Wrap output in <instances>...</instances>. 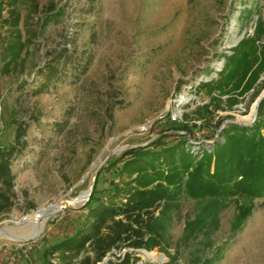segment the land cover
I'll use <instances>...</instances> for the list:
<instances>
[{
	"label": "rangeland",
	"instance_id": "374dc122",
	"mask_svg": "<svg viewBox=\"0 0 264 264\" xmlns=\"http://www.w3.org/2000/svg\"><path fill=\"white\" fill-rule=\"evenodd\" d=\"M49 1H18L24 38L39 28ZM53 1L63 8L62 16L33 38L23 51L24 63L4 73L2 51L10 29L1 20L9 17V0H0V145L13 141L16 122L26 127L25 148L12 162L13 206L0 216V227L19 236L28 234L44 209L86 190L96 163H102L97 187L104 199L121 179L118 167H106L111 158L163 133L172 134L168 139L184 133L196 153L220 138L225 125L250 120L264 90V70L231 107L227 95L213 103L201 88L219 77L225 55L253 34L258 18L264 21V0ZM260 42L264 50V36ZM65 47L68 53L60 55ZM51 67L56 73L46 83ZM168 114L193 134L167 128L161 119ZM205 204L183 193L169 226L167 252L154 248L148 258L136 249L135 264H199L206 258L209 264H264V196L227 202L215 228L186 240V223ZM239 204L251 209L233 228ZM80 208L68 203L46 217L33 241L0 237V264H40L42 249L73 233L83 220L86 210ZM126 250L113 249L98 264H109ZM53 262L61 260L55 255Z\"/></svg>",
	"mask_w": 264,
	"mask_h": 264
},
{
	"label": "trees",
	"instance_id": "16d2710c",
	"mask_svg": "<svg viewBox=\"0 0 264 264\" xmlns=\"http://www.w3.org/2000/svg\"><path fill=\"white\" fill-rule=\"evenodd\" d=\"M18 1L9 0V17L1 20L10 29L2 51L4 73L24 63L23 51H28L33 38L63 14V8L50 0L39 19V28L24 38L19 28ZM34 6L37 7L36 2ZM263 36L264 21L258 18L253 34L243 37L231 48L232 53L225 55L219 77L201 83L213 103L221 101V95H227L231 107L239 101V95L254 87L264 70L260 42ZM60 52L67 54L68 49L65 47ZM55 73V67L49 68L46 83L53 80ZM205 109L209 111L207 105ZM107 112L112 120V113ZM162 120L168 122L167 128L193 134L185 124L170 121L169 114ZM171 135L163 133L147 145L130 147L111 158L106 167H118L120 181L109 188L103 199L98 194L96 176L92 193L80 208L86 210L83 220L73 233L42 249L40 264H57L53 262L55 255L60 264H98L113 249L123 248L128 250L109 264H135L136 249L158 248L167 252L172 242L169 226L174 212L180 208L183 193L206 203L195 219L186 223V240L215 228L218 211L227 202L264 196V98L252 124L225 125L218 134L220 138L209 147L201 146L196 153L190 150L191 143L184 133H175L173 139H168ZM25 136L26 127L18 121L13 141L0 145V216L9 213L13 206L12 162L25 148ZM250 209V205L239 204L233 228L240 227ZM209 262L210 258H206L199 264Z\"/></svg>",
	"mask_w": 264,
	"mask_h": 264
},
{
	"label": "water",
	"instance_id": "95a60500",
	"mask_svg": "<svg viewBox=\"0 0 264 264\" xmlns=\"http://www.w3.org/2000/svg\"><path fill=\"white\" fill-rule=\"evenodd\" d=\"M264 98V90L263 92L256 98L254 104H253V113H252V117L250 120L248 121H235V123H238L240 125H250L251 123L254 122L255 118H256V115H257V108H258V105L260 103V101ZM101 164L102 163H96L95 166H96V171L93 173L92 175V178L90 180V184L89 186L87 187L86 190L82 191L81 193H79L76 197L72 198L71 200L73 201H79L80 197L83 195V199L80 200V202H78L77 204V207H82L89 199L91 193H92V190H93V186L95 184V179H96V176H97V173L101 167ZM69 201L68 200H65V201H62L56 205L58 206H61L60 208L58 209H54V210H48L47 214L45 215V218L46 217H49V216H52L53 214H55L56 212H58L61 208H64L66 206V204H68ZM53 206V205H52ZM51 206V207H52ZM41 223L40 222H37L35 223V226H33V229L31 230V233H28L26 236H19L17 235L16 233L12 232L10 229L11 228H5V227H0V237H3V238H9V239H12V240H15V241H20V242H30V241H33L36 239L37 235L39 234V231H40V228H41ZM141 250L148 258L149 256L147 255L148 254V250L146 249H139ZM163 257V255H161ZM156 264H166L164 261H160V262H157Z\"/></svg>",
	"mask_w": 264,
	"mask_h": 264
},
{
	"label": "bare ground",
	"instance_id": "6f19581e",
	"mask_svg": "<svg viewBox=\"0 0 264 264\" xmlns=\"http://www.w3.org/2000/svg\"><path fill=\"white\" fill-rule=\"evenodd\" d=\"M82 199H83V195L80 197L79 201H77V200L76 201L71 200L69 203H71V204H78V202H80V200H82ZM52 207H50L51 209H49V210H54V209L60 208L58 205H56L55 208L54 207L52 208ZM47 212H48V210L44 209L42 211V214H41V218L40 219H35V220L31 221L32 223L26 229L28 231V233H31V230L33 229V226H35V223L40 222L41 225L44 223L45 215L47 214Z\"/></svg>",
	"mask_w": 264,
	"mask_h": 264
},
{
	"label": "built area",
	"instance_id": "2783aa9c",
	"mask_svg": "<svg viewBox=\"0 0 264 264\" xmlns=\"http://www.w3.org/2000/svg\"><path fill=\"white\" fill-rule=\"evenodd\" d=\"M36 217H39V214H36Z\"/></svg>",
	"mask_w": 264,
	"mask_h": 264
}]
</instances>
